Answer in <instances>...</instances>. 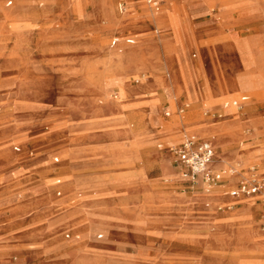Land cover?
<instances>
[{
	"label": "rangeland",
	"instance_id": "obj_1",
	"mask_svg": "<svg viewBox=\"0 0 264 264\" xmlns=\"http://www.w3.org/2000/svg\"><path fill=\"white\" fill-rule=\"evenodd\" d=\"M119 1L126 6L123 13L117 9ZM189 1L187 4L196 2ZM210 1L206 16L194 18L178 0H164L157 14L149 10L146 0L134 3L127 0H0V16L3 15L0 21V164H3L0 165V194L7 191L6 198L13 199V206H25L18 215L33 216L42 200L38 197L46 195L58 202L69 198L51 207L57 214L78 207L97 212L109 205L112 209L107 210L120 217H113L111 225L96 226L91 232L82 234L81 230L63 227L45 236L48 247L57 254L52 264H66L68 260L70 264H120L119 261L121 264H264V189L242 199L243 203L233 208L223 199L212 203L211 198L218 196L219 191L224 194L235 184L225 183L209 192L189 193L182 189L179 177L164 157L168 155L165 147L178 141L184 130L196 132L212 142L217 158L212 169L234 170L233 175L225 176L229 181L247 178V168L264 157V114L257 124L249 121L233 128L242 124L240 113L256 110L264 113V41L262 48L257 47L259 42L253 41V37L236 42L238 63L232 40L259 30L232 21L234 13L241 12L243 6L233 7L226 14L219 6L223 0ZM163 3L169 11L162 7ZM46 13L50 16L40 20ZM114 15L119 17L115 19ZM103 17L113 27L128 19L141 18L156 27H161L164 20L172 28L177 21L182 23L184 36L177 49L187 67L197 73L198 84L205 86L206 98L192 101L200 96L192 76L189 80L182 70L162 68L157 74L167 77L173 92L169 87H152L147 92V96L158 98L156 108L161 117L143 129L133 109L125 108L120 113L126 106L123 101L133 98L128 96L129 89L149 83L152 76L145 69L116 74V63L109 58H116L118 54L122 62L128 61L132 55L130 48L136 47L139 40L132 35L134 43L130 45L133 46H124L121 52H116L110 40L122 32L103 29ZM152 28H145L142 35L154 38L164 32L154 33ZM164 48L166 53L172 52L169 45L164 44ZM156 55L161 56L159 48ZM250 67L253 73L247 71ZM5 73L9 74L7 80ZM236 73L239 74L232 78ZM132 78L138 79V83H133ZM224 84L236 85L238 89L225 88ZM209 87L216 89L212 96ZM258 87L261 92L251 91ZM169 93L172 94L168 99L165 95ZM182 94L188 107L184 113L177 114L175 102L179 95L184 98ZM239 94L248 98L235 108L230 100ZM151 101L155 106L156 100ZM163 111H169L168 119ZM233 112L236 113L231 115ZM224 128L228 132L221 131ZM126 129L150 136L139 140L134 150L129 151V139L122 137L129 132ZM234 131L239 135L237 138ZM94 133L111 137L84 144L83 140ZM154 133L163 136H154ZM225 137L235 139L224 145ZM72 141L78 142L80 149V155L73 162L75 168L63 157H70L71 151L66 149ZM115 142H120L122 148L116 158L115 150L120 145ZM134 142L136 139L131 140V146ZM243 151L251 152L253 157L239 159L237 155ZM55 156L58 162H54ZM162 157L163 176L155 167ZM17 169L21 173H16ZM262 170L259 168L256 173ZM10 171H14L15 177L6 185L5 175ZM26 173L31 180L44 183L35 188L27 185L33 181L27 184L22 181ZM138 177L136 185L116 181ZM57 179L60 183H56ZM71 182L77 184L71 188ZM42 188L44 193L38 192ZM57 191L60 195H56ZM167 195L178 196L183 202L181 205L187 202V206L200 198L203 209L198 212L187 209L177 214L171 207L176 205L167 202ZM0 206L4 212L12 213L4 202ZM219 218L231 220L227 228L234 240L214 239L220 232L219 226L214 225ZM158 228L179 233L167 238ZM76 235L79 238H73ZM119 241L123 242L121 252L124 253H120L122 258L115 263L102 260L92 252L113 254Z\"/></svg>",
	"mask_w": 264,
	"mask_h": 264
},
{
	"label": "crops",
	"instance_id": "obj_2",
	"mask_svg": "<svg viewBox=\"0 0 264 264\" xmlns=\"http://www.w3.org/2000/svg\"><path fill=\"white\" fill-rule=\"evenodd\" d=\"M136 1L137 0H127L128 3H134ZM157 1H158V6H160V4L164 0H157ZM187 1L190 2L189 0H178V2L183 5L184 10L186 12L190 13L194 18H204L206 16V14H207L206 7H207V4L209 2H211L210 0H195L196 2L195 3L193 2L191 4H187ZM119 2L122 3L123 12H124L126 10V6L124 5L123 1H119ZM10 3H11V1H9L7 4H10ZM164 3L162 5V7L164 6L165 9L168 10L167 6ZM166 3L169 4L170 2L167 1ZM239 5L243 6V8H242L243 10L241 12L234 13L235 16L232 17V19H233L232 21L233 22L237 21V23H239L241 26L251 27L254 29L257 28V30H259V31L254 32L250 35H246V36H240L239 35V36H236L232 40V45L234 46L235 52L238 55V63L240 62V57H239L238 50L236 48V42L241 43V42H243V40L249 39V37H251V38L253 37L252 38L253 41L259 42V46H257V47L262 48L261 42L264 41V0H223L222 4H219L220 9L223 12H225L226 14L231 12L233 7H237ZM148 7L150 8L149 10H151L153 12L158 9V7H157V9H154L150 5ZM96 8H97V6L95 5L94 10H96ZM119 12L123 13L122 11H119ZM133 12H135V11H133ZM135 13H137V12H135ZM49 16L50 15L46 13L43 16V18H41L40 20L45 19L46 17H49ZM18 17L20 18L21 16H18ZM114 17L116 19V17H119V16L114 15ZM2 19H3V15L0 16V21H2ZM103 19H104V17H103ZM107 22L108 21H106L104 19V22L102 24L103 29H106L108 31L115 30V33L122 32V34H118V35L112 37L110 40V46L114 47L116 52H118V53L121 52L123 50L124 46H130V47L133 46L130 44L134 43V37H138L137 39L139 40V44L135 45L136 47L130 48L131 49L130 52L132 55L130 56L128 61L122 62L120 59H118V54H116V58H114L113 56L109 58L112 61L114 60L116 63V68H115L116 74H120V73L126 72V71L130 72V71H136V70H140V69L144 70L145 69V70L149 71L151 76H152L149 79V83L139 84V85H141L140 87L135 88L136 86H134V87H131L129 89V90H131V93L128 96H132L133 98L130 100H126L125 102L123 101V103H125L126 106L120 111V113L125 108L133 109L137 113L136 117H137L138 122L143 123V129L147 125L152 126L151 122L153 120L156 121L158 117H161L158 115L157 108H156L158 98L154 97V96H147V92H148L149 88H152V87H156V88L157 87H160V88L169 87L173 92V89L170 86L169 81L167 80V77L166 76L162 77V76L157 74L158 71H160V69H162V68H169V70H174V71L182 70L184 77L186 79H189V80H190V76H192V78L194 79V83L196 85V89L198 90V93L200 94L199 98L195 97L192 101L202 100V99L206 98L205 93H204L205 86L201 87V83L198 84V82H197L198 75H196L197 73L195 74L193 71H191L187 67V65L182 60L181 53L177 49L178 43L180 42V38H182V36H184V29H183L182 23L177 21V25L174 28H172L170 25H168L166 20H164L162 22V24L160 25L161 27H159V26L156 27L152 22H150L144 18H141L138 20H129L128 19V20L123 21L120 25L118 24V25H115L114 27L112 25H108L109 23H107ZM148 27H154V28H152V31L154 33H159L160 30H162L164 32L161 34H158L154 38L143 36L142 31ZM165 31H166V33H165ZM127 32H131L132 34H128ZM185 34L187 35L186 32H185ZM132 35H134V37ZM159 35H162L161 38H158ZM114 40H115V43H112ZM164 44H167V45H169V47H171L172 52L170 54L166 53L165 48H164ZM158 48L161 51V56L156 55ZM240 68H241L240 72H242V67H240ZM252 68L253 67H250L249 69H247V71L249 73H253V71H251ZM239 73H236L234 76H232V78L235 77ZM8 75H9L8 73H5L4 77L6 78ZM230 79H231V77H230ZM6 80H7V78H6ZM131 81H133V83H138L139 80L132 78ZM225 84H224L225 88H228L230 86H234L236 89H238L236 87V85L229 84L227 86ZM190 88H192V86H190ZM208 89L211 90L210 91L211 96L216 91V89L213 87L212 88L209 87ZM251 91L258 93V92H261L262 89H259V87H258L256 89L251 90ZM171 94L172 93L166 94L165 97H167L169 99L168 95H171ZM182 96L184 97L183 99L181 98V95H179L176 99V102H175V105H177V109H176L177 114L178 113H184V110L188 107V103H185V101H184L185 95L182 94ZM115 97H116V95H115ZM247 98H248V96H247ZM152 99L156 100L155 106L152 104V101H151ZM243 103H245V101ZM234 113H236V112H233L230 114L233 115ZM263 114L264 113H260L259 110L250 111V112L246 111L244 113H240L239 114V115H241L240 121L242 122V124L238 123V125L234 126L233 128L244 126L245 125L244 123H248L249 121H255V124H257L260 121H262ZM163 116L165 117V119H168L169 118L168 117L169 111H163ZM164 117H162V118H164ZM123 119H124V117H123ZM229 120H232V119H229ZM234 121L235 120H233V122ZM249 126H251V125H249ZM160 129H161V127H160ZM126 130H128L129 132L125 136L122 135V137L129 139L130 143L127 146V149L129 151L134 150V147L136 146V143H138L139 140L140 141L146 140L150 136L149 134H146V133L142 134L139 131L133 132L129 129H126ZM226 130H229V129L224 128L221 131L228 132ZM234 132H235V138H237L239 135L236 131H234ZM182 135H180L179 140L181 139ZM154 136H163V135L154 133ZM164 136H166V135H164ZM109 137H111V135L110 136H98V135H96V133H94V134H91L88 137H86L85 140H83V143L88 144V143H92L93 141H96V140L99 141L101 139H106ZM168 137H169V135H168ZM262 137L264 139V133L262 134ZM235 138L225 137L223 139V142H224L223 144L225 145V143H227L228 141L235 139ZM133 139H136V142H134L133 146H131V140H133ZM178 141H176L174 143H177ZM72 142L70 143V147L66 149V150L69 149V151H71L70 157L63 156L62 155L63 150L61 151V155L64 157V159L68 158V162H69L70 166L75 168L73 165V162L80 155V149H78V142H75V141H72ZM115 143L120 145V142H115ZM39 147H40V144H38L37 148L39 149ZM167 147L168 146L165 147V150L168 153V155H165L164 157H167L168 166L176 174V172H175V158L172 155V153H170L168 151ZM263 148H264V146H263ZM121 149L122 148L120 145V148L115 150V154H116L115 158L117 157V154H120L119 152L121 151ZM213 152H214V147H213ZM225 155L226 154H224V156ZM213 156H214V153H213ZM237 156L239 159H243V160H249L253 157L252 153L249 151H243V152L239 153ZM164 157H162L159 161H157L155 163V167H156L158 174L162 175V176L164 175V173H163V169H162V166L160 164V161ZM53 159H54V162L59 161V158L57 156L53 157ZM260 160H262V161H258L259 163L256 162L253 165H255L256 170H258L259 168H263V170H262V172H260V174L264 176V162H263L264 157L261 158ZM216 161H217V158L213 162L212 166H215L214 163ZM123 163H125V162H123ZM0 165L3 166V164H0ZM212 166H209V167L212 169ZM32 167H34V166L31 165V168ZM28 170H26V171H28ZM212 170H217V169H212ZM16 173H21V171H19L17 169ZM127 173L136 174V175L141 176V174H139L137 172H127ZM22 175H23V173H22ZM5 177L6 178H5L4 182L7 185L12 179H14V177H15L14 171H10L7 175H5ZM137 179H140V178L138 177L135 179H126V180H118V179L116 180L115 179V180L116 181H128L130 184L136 185L139 183V182H137V181H139ZM30 180H31V176H30V174H27V173H26V176H24L22 178V181H24V183H26V184ZM107 181L110 182L109 180H107ZM31 182L32 183H28L27 185H32L34 188L39 187L41 183H44L39 179L31 180ZM238 182L239 181H237V178H233L230 181L228 179L224 178L222 183L214 186L211 189H214L216 187H222V186H224L225 183H226V185L235 184V186H236ZM56 183H60V180L57 179ZM178 183L182 186V189H186L189 193H191V192H194V193L206 192V191L200 190L199 188H197L195 190L187 189L185 187L184 180H182L181 178H179ZM74 184H77V183H75V182L70 183L71 188H73ZM64 187L65 186H63V188ZM42 190H43V188L40 189L38 192L44 193V191H42ZM228 191L224 192V194H223V191H219L218 196L211 198L212 203H217L219 200L223 199L222 201L229 203V205H231V207L233 208V207L241 205L243 203L242 199H244L246 197H252L253 195L257 194V193H253V194L248 195V196L233 197V196H230L228 194ZM2 193L3 194H0V203L4 202V204L9 205L10 208L12 209V213L4 212L2 210V206H0V264H52L54 262V259H55L57 254H56V252H53L55 250H53V251L50 250L51 248L48 247V245L46 243L47 241H45V239H44L45 236H48L49 234H54L57 232V230H59L60 228H63V227L81 230V232L83 234L89 230L91 232L93 230V228L96 226H99V227L102 226L103 227L105 225H109V224L111 225L112 222L110 219H113V217L120 218L119 216H114L115 214H112L107 210V209H112V207L109 208L110 207L109 205L101 207L100 209H98L97 212L94 210L88 212V211H85L86 209H84L82 207H78V208L73 209V210H70V209L63 210V211L59 212V214H57L51 210V207L56 206L58 204H62L64 202H66L67 200H69V198H65L63 202H58V201H56V199L46 197V195L38 197V199H40V200L42 199V200L40 201V204L38 203L39 209L37 210V212L33 216H30V217L26 216L25 213L18 215V213H21L24 211L23 208H25V206H22V205L13 206L14 205L13 199L7 200V198H6L7 195L9 194V192L5 191ZM56 195H60V191H57ZM165 197H166L167 202H169V204H175L176 205V206H171V207L177 212V214L179 212L187 211V209H189L191 211L195 210L197 212L202 211V209H203L202 208L203 200L200 198H196L197 199L196 201H194L190 206H187L186 205L187 202L184 205H181L183 202L180 201V198L178 196L167 195ZM254 200H256V199H254ZM82 201H84V199H82L81 202ZM244 209H245V207H244ZM106 212H108V213H106ZM110 215H112V216H110ZM158 229L161 232V234L167 238H170V237L174 236L175 234L179 233V232H176L175 230L168 229V228L163 229V230H162V228H158ZM99 235L102 236V234H98V237H101ZM67 236H69V235L67 234ZM30 240L33 242H30ZM243 240L246 241V238H243ZM32 243L34 245H36L34 248H31L28 246ZM122 243H123L122 241H119V243L116 246L115 253H113V254H106V253L104 254L101 252H95L92 250L91 251L94 254H98L102 260H106L109 263L110 262L115 263L116 260H120L122 258V254H120V253H124V252H121V248H123ZM67 251H70V250H66L65 252H67ZM118 263L121 264L120 261ZM66 264H70V261L68 260L66 262Z\"/></svg>",
	"mask_w": 264,
	"mask_h": 264
},
{
	"label": "built area",
	"instance_id": "obj_3",
	"mask_svg": "<svg viewBox=\"0 0 264 264\" xmlns=\"http://www.w3.org/2000/svg\"><path fill=\"white\" fill-rule=\"evenodd\" d=\"M146 3L154 9L158 7L157 0H146ZM117 9L118 11H123L122 3L119 2L117 4ZM112 43H115V40ZM246 99L247 96L245 94H239L232 98L230 103L235 108H239ZM167 149L175 158L176 174L184 180L185 187L189 190L199 188L200 190L208 191L222 183L225 176L235 172L230 168L227 170H212L209 167V163L213 159V147L209 140L195 134H183L177 143L169 145ZM247 171L249 176L244 180H239L237 185L228 191L230 196H248L264 189V176L256 173L255 165H250ZM229 206L231 207V205Z\"/></svg>",
	"mask_w": 264,
	"mask_h": 264
},
{
	"label": "bare ground",
	"instance_id": "obj_4",
	"mask_svg": "<svg viewBox=\"0 0 264 264\" xmlns=\"http://www.w3.org/2000/svg\"><path fill=\"white\" fill-rule=\"evenodd\" d=\"M153 12V11H152ZM154 14H157L158 13V11H156V12H153ZM187 132H189V133H193V134H195V135H197V136H200V135H198L196 132H193V131H191V130H184L183 132H182V134H185V133H187ZM210 142V144L212 145V142L211 141H209ZM213 146V145H212ZM215 161V155H214V158L212 159V161L209 163V166H212V164H213V162ZM234 173H231L230 175H233ZM210 190H208V191H206V192H209ZM228 207H230V206H228ZM230 222H231V220H226V219H223V218H219V219H217L216 221H215V223H214V225L216 224V225H218L219 226V228H220V232H218V234L214 237V239L215 240H222V241H224V242H229V241H231V240H234L235 238L232 236V234L228 231V228H227V226H228V224H230ZM219 234L221 235V236H219ZM73 238H79V235H76V236H74ZM244 238H245V235H244ZM245 241V240H244Z\"/></svg>",
	"mask_w": 264,
	"mask_h": 264
}]
</instances>
